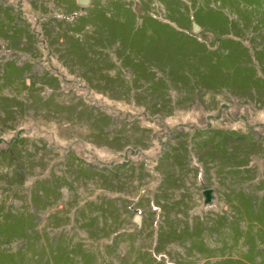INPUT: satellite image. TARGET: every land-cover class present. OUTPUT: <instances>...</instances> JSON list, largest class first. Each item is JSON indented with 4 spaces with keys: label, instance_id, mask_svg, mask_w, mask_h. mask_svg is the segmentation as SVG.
I'll return each instance as SVG.
<instances>
[{
    "label": "rangeland",
    "instance_id": "rangeland-1",
    "mask_svg": "<svg viewBox=\"0 0 264 264\" xmlns=\"http://www.w3.org/2000/svg\"><path fill=\"white\" fill-rule=\"evenodd\" d=\"M0 264H264V0H0Z\"/></svg>",
    "mask_w": 264,
    "mask_h": 264
},
{
    "label": "water",
    "instance_id": "water-1",
    "mask_svg": "<svg viewBox=\"0 0 264 264\" xmlns=\"http://www.w3.org/2000/svg\"><path fill=\"white\" fill-rule=\"evenodd\" d=\"M77 2L80 5L85 6V5L89 4L90 0H77ZM199 28H200L199 24L196 23L194 20H192V29L194 31H197V30H199ZM202 193H203V195L205 197V201L206 202H210L212 200V189L211 188H205L202 191ZM133 219L137 223V225L141 224V216H140V214H138V213L134 214Z\"/></svg>",
    "mask_w": 264,
    "mask_h": 264
}]
</instances>
